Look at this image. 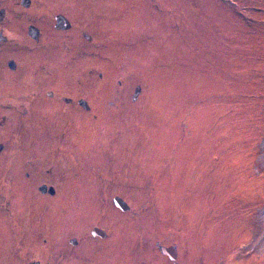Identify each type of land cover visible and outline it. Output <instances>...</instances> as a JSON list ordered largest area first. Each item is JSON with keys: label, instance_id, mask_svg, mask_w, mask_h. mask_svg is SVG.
Returning <instances> with one entry per match:
<instances>
[{"label": "rangeland", "instance_id": "1", "mask_svg": "<svg viewBox=\"0 0 264 264\" xmlns=\"http://www.w3.org/2000/svg\"><path fill=\"white\" fill-rule=\"evenodd\" d=\"M91 1V48L71 39L68 61L54 43L19 50L17 75L3 82L17 105L0 109L12 116L0 123V165L14 166L0 176L21 192L37 167L34 203L13 212L62 218L57 253L82 252L69 241L82 237L125 244L129 261L136 246L161 242L178 246L182 264H264V0ZM80 95L91 111L62 99ZM42 182L56 197L37 191ZM95 225L113 240L92 238Z\"/></svg>", "mask_w": 264, "mask_h": 264}, {"label": "flooded vegetation", "instance_id": "2", "mask_svg": "<svg viewBox=\"0 0 264 264\" xmlns=\"http://www.w3.org/2000/svg\"><path fill=\"white\" fill-rule=\"evenodd\" d=\"M81 1L83 0H58L54 2L49 0H0V109L14 108L13 111L16 112V87L3 84V82L7 78L11 80L12 77H16L19 63L15 57L19 50L24 52L26 48H33V45L39 47L43 44L48 48L50 44L54 43L55 47L62 49L63 57L67 58L65 61H68L71 56L67 55L66 52L70 51L68 43L71 39L77 37V40H79L81 36L87 47L91 48L95 42L97 30L92 28L87 16H89V12L94 14L95 4L91 0H84V3L80 4ZM85 27L89 29L83 30ZM78 44L76 43L74 46ZM8 54H11L9 58ZM40 91V87H36L35 92ZM55 93H59V90L46 91L47 97L51 99L56 97ZM87 98L81 95L77 99L72 96H62L67 104L76 103L89 112L92 107L89 105ZM137 98L138 96H134V101ZM0 115L1 124H6L9 118L12 117H7L5 114ZM20 146L18 144L13 150H10V161L16 158L17 153L20 154ZM5 148L4 144H0V152L4 151ZM29 166L25 173L27 181L20 183L24 184L23 189L25 191L14 192V189L19 188L17 183L6 180L2 175L0 176V208L8 214L6 218L3 219L2 217V220H0V264H160L161 261L146 260L150 255H145V251L150 253L156 249L161 256L167 258L162 264H182L178 261V246L164 245L161 242L153 247L150 244L136 246L133 254L137 260L133 261L127 259L125 244L115 245L114 247L107 241L106 244L101 245L98 242H93L92 246H87L84 244L82 237L81 240L76 238L69 240L74 248L80 246L82 252L69 249L57 253L51 247L50 241L62 223V218L51 216L45 220L42 214L36 213L35 216L33 211L28 209L26 205V213L13 212V208L10 207L14 203L16 206L18 203H21V205L34 203L35 198L30 195L31 193L29 194V191L33 188V184L37 183L35 175L37 167ZM0 168L10 172L14 166L0 165ZM41 172L43 171L41 170ZM53 183L42 182L37 186V191L44 197L48 195L50 198H54L58 191ZM117 197L125 202L128 207L123 209V206H117L115 204V198ZM109 200L106 196L102 197V204L108 205ZM112 204L125 213L131 210L128 202L120 196L114 197ZM46 208L47 205L43 210ZM103 211L105 212V210ZM15 227L17 228L15 229ZM91 236L95 240L103 242L108 239L113 240L110 228H104L102 225H95L92 228ZM162 246L175 248L177 251L176 260H171L169 255L163 254L160 251ZM113 248L121 249L122 257L125 260H114ZM66 256L68 258L73 256L75 260L66 261L64 260Z\"/></svg>", "mask_w": 264, "mask_h": 264}, {"label": "water", "instance_id": "3", "mask_svg": "<svg viewBox=\"0 0 264 264\" xmlns=\"http://www.w3.org/2000/svg\"><path fill=\"white\" fill-rule=\"evenodd\" d=\"M139 92H140V89L137 90V94L135 95V97L138 96ZM115 204L117 206H123V209L128 207L127 204L123 202L119 197L115 198ZM160 251L165 255H169L171 260H176L177 251L175 248H172V247L167 248V247L162 246L160 247Z\"/></svg>", "mask_w": 264, "mask_h": 264}]
</instances>
